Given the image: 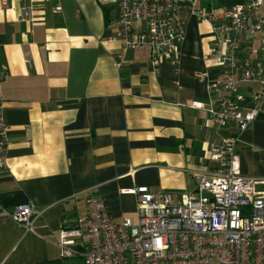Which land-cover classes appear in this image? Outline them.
Masks as SVG:
<instances>
[{
    "label": "crops",
    "instance_id": "0c3cea01",
    "mask_svg": "<svg viewBox=\"0 0 264 264\" xmlns=\"http://www.w3.org/2000/svg\"><path fill=\"white\" fill-rule=\"evenodd\" d=\"M22 6L0 5L8 129L0 197L20 192L40 217L35 233H25L3 213L14 205L0 207V264H63L59 231L86 196H102L117 221L135 220V198L121 191L147 186L178 198L212 173L209 149L221 131L206 111L216 75L211 31L181 8L187 25L176 72L166 63L152 69L147 50L127 52L116 69L114 0L48 1L29 22L20 21ZM240 139L241 174L264 180V118Z\"/></svg>",
    "mask_w": 264,
    "mask_h": 264
},
{
    "label": "built area",
    "instance_id": "2783aa9c",
    "mask_svg": "<svg viewBox=\"0 0 264 264\" xmlns=\"http://www.w3.org/2000/svg\"><path fill=\"white\" fill-rule=\"evenodd\" d=\"M22 4L20 21L29 22L35 5L52 0H0ZM114 36L122 52L147 50L149 65L178 70L187 22L185 8L211 31L210 56L216 75L206 86V109L221 131L210 145L212 173L197 175L192 193L174 198L147 186L123 190L135 198V215L114 219L102 196L84 198V209L59 231L60 259L83 264H264V180L240 172V135L264 117V0H240L230 7L219 0H114ZM59 5L53 12L59 13ZM4 74L0 73V84ZM192 109H202L190 103ZM0 93V171L6 166L8 129ZM3 210V209H2ZM25 233L34 234L40 211L21 203L3 210Z\"/></svg>",
    "mask_w": 264,
    "mask_h": 264
},
{
    "label": "trees",
    "instance_id": "16d2710c",
    "mask_svg": "<svg viewBox=\"0 0 264 264\" xmlns=\"http://www.w3.org/2000/svg\"><path fill=\"white\" fill-rule=\"evenodd\" d=\"M239 2H240V0H219V3L221 5L226 6V7H230V6H232L236 3H239ZM262 118H264V117H262ZM20 194H21L20 192H15V193L4 195V196L0 197V207L6 208L9 204L16 206L18 204L24 203L23 202L24 199L21 198Z\"/></svg>",
    "mask_w": 264,
    "mask_h": 264
},
{
    "label": "rangeland",
    "instance_id": "374dc122",
    "mask_svg": "<svg viewBox=\"0 0 264 264\" xmlns=\"http://www.w3.org/2000/svg\"><path fill=\"white\" fill-rule=\"evenodd\" d=\"M264 189V187H263ZM63 264H81L82 263V259L80 257L78 258H69V259H63L62 260Z\"/></svg>",
    "mask_w": 264,
    "mask_h": 264
}]
</instances>
